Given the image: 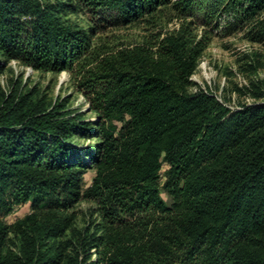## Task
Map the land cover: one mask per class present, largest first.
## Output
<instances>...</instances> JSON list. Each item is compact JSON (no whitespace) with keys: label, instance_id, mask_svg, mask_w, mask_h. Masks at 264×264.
<instances>
[{"label":"trees","instance_id":"16d2710c","mask_svg":"<svg viewBox=\"0 0 264 264\" xmlns=\"http://www.w3.org/2000/svg\"><path fill=\"white\" fill-rule=\"evenodd\" d=\"M195 1L0 0V53L67 71L97 114V139L83 155L70 140L77 116L40 101L2 102L0 211L30 203L31 212L12 225L0 220V264L62 262V248L55 254L49 243L72 226L82 200L96 204L100 233L82 238L75 264L91 240L95 264H264V104L230 113L212 94L188 92L210 41L187 20ZM166 9L181 25L157 51L97 52L96 27L68 17L114 12L110 25H129ZM212 14L231 16L264 43V0H215Z\"/></svg>","mask_w":264,"mask_h":264},{"label":"rangeland","instance_id":"374dc122","mask_svg":"<svg viewBox=\"0 0 264 264\" xmlns=\"http://www.w3.org/2000/svg\"><path fill=\"white\" fill-rule=\"evenodd\" d=\"M214 7L215 0H196L188 11L187 20L193 22L196 35H203L205 31L210 38L190 77L188 92L210 93L230 113L246 106L264 104V43L252 40L246 25L231 16L212 14ZM68 17L81 26L96 27L97 32L92 39L97 52L116 51L135 45L147 46L157 51V42L167 32H172L181 25V19L175 17L170 9L129 25H110L109 22L115 17L114 12L92 14L79 11L69 13ZM0 58H4L0 69V106L6 99L18 98L29 103L40 101L46 108L59 105L65 116L78 117L77 129L70 140L84 155V150L94 145L97 139L93 133L97 114L69 73L36 70L18 60L7 59L2 53ZM167 168L168 165L163 163L159 174L160 184L165 181ZM94 175L93 169L83 175L84 189L91 185ZM160 192L165 203L169 205L171 197L163 188ZM96 209V204L90 200H82L74 206L75 220L72 226L62 237L49 243L56 250L55 254H61V248L63 250L62 262L60 255L56 258L57 264H75V250L80 246L82 238L100 233V217ZM30 212V203L12 205L9 211H0V220L12 225ZM87 244L84 245L83 264H95L96 247L89 249ZM89 244H92V240ZM11 249L16 250V247L12 246Z\"/></svg>","mask_w":264,"mask_h":264}]
</instances>
